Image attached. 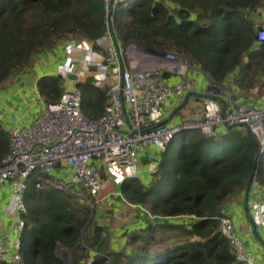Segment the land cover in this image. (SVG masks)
Returning a JSON list of instances; mask_svg holds the SVG:
<instances>
[{
    "label": "trees",
    "instance_id": "obj_1",
    "mask_svg": "<svg viewBox=\"0 0 264 264\" xmlns=\"http://www.w3.org/2000/svg\"><path fill=\"white\" fill-rule=\"evenodd\" d=\"M263 6L264 0L119 3L111 33L120 50L137 43L174 53L223 90L236 74L233 85L239 91L264 93V44L257 42V25L250 16ZM107 21L105 0H0V87L60 45L90 40L96 51H104L98 41L110 33ZM37 88L45 103H56L62 77L45 75ZM78 88L84 116L100 119L106 91L93 78ZM228 133L219 139L197 130L179 133L151 181L130 178L120 185L123 199L148 214L134 208L138 226L120 230L125 244L117 249L109 227L94 220L89 205L46 191L36 180L42 173L36 171L25 194L21 261L11 264H67L58 254L61 248L69 252L68 264H88L90 259V264H246L236 260L221 219L229 216L223 212L226 200L246 189L254 173L264 185V153L256 160L257 144L249 131L231 127ZM10 150L0 123V163Z\"/></svg>",
    "mask_w": 264,
    "mask_h": 264
},
{
    "label": "built area",
    "instance_id": "obj_2",
    "mask_svg": "<svg viewBox=\"0 0 264 264\" xmlns=\"http://www.w3.org/2000/svg\"><path fill=\"white\" fill-rule=\"evenodd\" d=\"M105 1L110 33L98 41L104 51H96L90 40L72 44L63 65L58 67L64 83L60 100L45 103L32 123L7 131L11 150L0 163V186L10 183L11 214L16 217L18 237L11 258L0 252V264L21 261L20 238L28 212L25 194L28 180L36 171L42 173L36 178L41 186L70 195L84 204L96 202L99 205L98 197L107 181L121 185L128 178L139 177V151L154 146L164 153L179 133L197 130L211 137L219 126L244 127L255 137L259 155L264 153V95L261 96L262 106L253 107L225 97L222 89L212 82L206 92L209 98L204 105L203 119L186 120L173 126L166 124L168 100L195 92L188 76L191 65L174 53L147 48L152 55H148L149 64L133 62L128 54L130 46L125 50L116 47L111 24L117 4L129 6L137 0ZM256 25V40L264 44V22H256ZM164 72L179 76V83L167 84ZM90 78L107 93L105 114L98 120L86 118L81 108L78 86ZM70 80L75 86L72 92L66 88ZM103 172L109 174L107 179ZM252 184L264 196V185L256 177ZM97 204L89 206L93 208ZM130 208L148 214L141 206L126 205L115 213L111 228L118 229L120 219ZM150 218L154 220L155 217L150 215ZM221 231L230 241L238 262L256 264L254 254L238 236L230 216L221 219ZM64 261L68 264L69 258ZM91 262L92 259L88 264Z\"/></svg>",
    "mask_w": 264,
    "mask_h": 264
},
{
    "label": "crops",
    "instance_id": "obj_3",
    "mask_svg": "<svg viewBox=\"0 0 264 264\" xmlns=\"http://www.w3.org/2000/svg\"><path fill=\"white\" fill-rule=\"evenodd\" d=\"M256 16L262 18L264 22V6L258 10ZM73 46L67 44L64 47L62 45L54 53L37 57L39 60L33 61L27 70L13 76L0 87V123L3 125L7 136V131L11 128L32 123L34 116L42 112L45 102L38 93V80L45 75L58 74V67L63 65L67 51ZM188 76L194 85L195 92L185 94L182 97H172L168 100L166 124L170 126L181 124L186 120H201L204 118V105L207 98H209L206 92L212 80L199 68L193 66L189 69ZM235 76L236 74L232 75L226 81L225 90L222 89L223 95L241 104L253 107L262 106L261 96L264 93L257 90L249 93L239 91L233 85ZM164 78L169 85H176L180 81L179 76L169 72H164ZM71 82L73 80L66 82L67 89H69ZM62 88H64L63 80ZM230 129L231 127L219 126L215 128V133L211 137L204 135L201 131L199 132L207 138L219 139L227 134ZM238 130L248 131L244 127H238ZM162 154L164 153L154 146H148L139 151V177L136 179H140L145 184L151 181L153 175L159 169ZM155 168L157 170L153 172ZM254 175L252 177H255ZM108 176L109 174L103 172L104 178L107 179ZM43 188L46 191L51 189L47 187ZM98 200L101 205H97L98 210L94 213V220L101 226L109 227L112 233L113 246L115 241H121L122 238L124 242L120 243L124 245L125 236L122 237L124 230L134 229L136 225L138 226V224L135 225L136 220L134 215L136 210L130 208L127 211V215L121 218L123 219L124 226L123 223H120L118 229H114L111 228V220L115 213H118L126 205L131 204L123 199L120 194V185L114 183L113 180L105 183V187L100 192ZM106 202L107 204H104ZM12 207L11 186L10 183H6L0 186V252L6 254L8 258L13 256L14 243L18 237V232L15 229L16 217L11 214ZM223 212L233 219L238 236L254 254L256 264H264V196L256 191L253 184L250 187L248 185L246 189L239 191L226 200Z\"/></svg>",
    "mask_w": 264,
    "mask_h": 264
},
{
    "label": "rangeland",
    "instance_id": "obj_4",
    "mask_svg": "<svg viewBox=\"0 0 264 264\" xmlns=\"http://www.w3.org/2000/svg\"><path fill=\"white\" fill-rule=\"evenodd\" d=\"M256 13H258V11L256 12ZM256 13L255 14H252V15H250L253 19H254V21H256V22H263V19L262 18H260V17H257L256 16ZM256 18H258V19H256ZM60 46H62V45H60ZM64 47H65V45H63ZM128 46H130L129 48H130V50H129V52H128V54H129V56L132 58V60H133V62H138V63H140V64H142V65H148L149 64V56H152L151 55V53L145 48V47H143V46H140V45H138L137 43H130ZM127 46V47H128ZM58 48H59V46H58ZM57 48V49H58ZM142 55H145V56H142ZM149 55V56H148ZM35 60H39L38 58H35ZM34 60V61H35ZM36 62V61H35ZM33 63V62H32ZM71 78L72 79H75L76 77L75 76H71ZM220 87V86H219ZM95 204H97L96 202H93V204H89V205H95ZM100 204V203H99ZM104 204H107V202L106 203H104ZM83 205H88V204H84L83 203ZM98 205V204H97ZM94 206L92 209H93V211H94V213H96V211L98 210V206ZM101 205V204H100ZM95 218V217H94ZM124 218V217H123ZM120 223H123V226H124V222H123V219H121L120 220ZM122 226V227H123ZM120 240H121V238H120ZM120 242H124V240H123V238H122V240L121 241H115V243H114V247L116 248H120V246L122 245ZM58 254H59V256L63 259V260H65V259H67V258H69L70 256H69V252H68V250L66 249V248H61L59 251H58Z\"/></svg>",
    "mask_w": 264,
    "mask_h": 264
},
{
    "label": "water",
    "instance_id": "obj_5",
    "mask_svg": "<svg viewBox=\"0 0 264 264\" xmlns=\"http://www.w3.org/2000/svg\"><path fill=\"white\" fill-rule=\"evenodd\" d=\"M109 10L112 12L113 11V6L112 5H110V8H109ZM75 89V86H74V83L73 82H71L70 83V85H69V91L70 92H72L73 90ZM231 127V126H230ZM252 138L254 139V141H256V139H255V137L252 135ZM258 156H259V150H258V148H257V150H256V160L258 159ZM252 181H253V177H252V179L250 180V182H249V187H250V185L252 184Z\"/></svg>",
    "mask_w": 264,
    "mask_h": 264
}]
</instances>
